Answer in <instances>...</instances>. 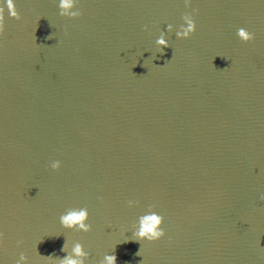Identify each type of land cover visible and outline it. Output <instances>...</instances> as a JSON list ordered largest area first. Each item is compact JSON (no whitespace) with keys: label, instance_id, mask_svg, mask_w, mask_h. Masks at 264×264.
<instances>
[{"label":"water","instance_id":"water-1","mask_svg":"<svg viewBox=\"0 0 264 264\" xmlns=\"http://www.w3.org/2000/svg\"><path fill=\"white\" fill-rule=\"evenodd\" d=\"M72 4L5 9L0 264H60L77 244L83 264H264V0ZM78 208L87 230L61 222ZM151 211L153 241L136 235Z\"/></svg>","mask_w":264,"mask_h":264},{"label":"clouds","instance_id":"clouds-1","mask_svg":"<svg viewBox=\"0 0 264 264\" xmlns=\"http://www.w3.org/2000/svg\"><path fill=\"white\" fill-rule=\"evenodd\" d=\"M185 2L186 4L190 3V0H185ZM72 6V0H61V8L65 13H67V10ZM5 9H7L8 14L11 17H15L17 19L20 17L19 12L17 11L16 0H0V32L3 31L4 27ZM80 14L81 13H72V15L78 16ZM182 20L183 23H181L176 30V35L180 38H187L196 31V22L190 12H185L182 15ZM173 28V24L169 23L167 25V31H172ZM237 35L245 42L253 40L255 37V34L245 27L238 28ZM156 43L161 46V51L170 46L163 34L156 38ZM60 163L61 162L59 160H55L52 162L51 167L53 169L59 168ZM132 203H134V201H129V204ZM88 215L89 213L87 208H78L69 210L64 215H62L60 219L62 224L66 227H78L80 229L87 230L89 227L86 222ZM163 223L164 217L156 211H151L148 214L140 217V227L136 235L149 241L157 240L165 234L164 228L162 227ZM73 252L74 256H66L60 261V264H83V260L80 259V257L85 256L86 253L84 252L82 246L77 244L74 247ZM22 259H24V257H22ZM104 264H117L116 256L114 254L107 255L105 257Z\"/></svg>","mask_w":264,"mask_h":264}]
</instances>
